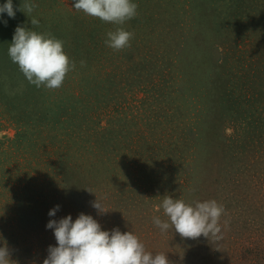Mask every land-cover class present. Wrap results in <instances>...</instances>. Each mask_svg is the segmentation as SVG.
<instances>
[{
	"label": "rangeland",
	"instance_id": "374dc122",
	"mask_svg": "<svg viewBox=\"0 0 264 264\" xmlns=\"http://www.w3.org/2000/svg\"><path fill=\"white\" fill-rule=\"evenodd\" d=\"M22 2L0 14V247L13 264H43L49 220L80 213L170 264H264V0H133L123 25L75 0H27L28 16ZM18 25L63 41L75 67L60 88L12 62ZM119 27L134 35L117 51L105 41ZM166 195L217 201L223 238L162 232Z\"/></svg>",
	"mask_w": 264,
	"mask_h": 264
},
{
	"label": "clouds",
	"instance_id": "9594fccd",
	"mask_svg": "<svg viewBox=\"0 0 264 264\" xmlns=\"http://www.w3.org/2000/svg\"><path fill=\"white\" fill-rule=\"evenodd\" d=\"M36 7L37 5L23 0L19 10L27 15ZM73 8L103 22L123 25L136 17L138 5L133 0H75ZM4 13L15 18L13 0L0 5V14ZM30 23L35 27L40 22L32 18ZM4 24L7 25V20ZM133 35L119 27L107 33L105 43L119 51L130 47ZM8 55L28 82L37 88H60L66 75L75 67L64 51L63 41L50 34H39L26 26L16 27ZM84 63L81 61L82 65ZM92 206L97 209L98 214L107 212L98 197ZM160 207L170 221L154 217L153 223L162 232H167L172 227L182 238L198 239L203 236L216 241L223 238L220 220L225 210L215 200L192 205L180 198L173 199L166 195ZM59 208L57 205L48 215L54 217ZM47 228L54 230L57 246H49L48 256L43 264H170L166 254L148 252L133 232L122 233L119 228L102 230L100 223L91 215L80 213L75 221L71 215L58 221L51 219ZM0 264H13L7 245L0 247Z\"/></svg>",
	"mask_w": 264,
	"mask_h": 264
},
{
	"label": "trees",
	"instance_id": "16d2710c",
	"mask_svg": "<svg viewBox=\"0 0 264 264\" xmlns=\"http://www.w3.org/2000/svg\"><path fill=\"white\" fill-rule=\"evenodd\" d=\"M246 229V228H245ZM243 235V234H242ZM191 252V254L189 255V257H194V258H197V259H199V256L197 255V253H196V251H190Z\"/></svg>",
	"mask_w": 264,
	"mask_h": 264
}]
</instances>
